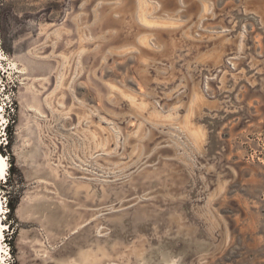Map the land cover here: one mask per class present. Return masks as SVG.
<instances>
[{
    "label": "rangeland",
    "instance_id": "374dc122",
    "mask_svg": "<svg viewBox=\"0 0 264 264\" xmlns=\"http://www.w3.org/2000/svg\"><path fill=\"white\" fill-rule=\"evenodd\" d=\"M0 107L6 264H264V0H0Z\"/></svg>",
    "mask_w": 264,
    "mask_h": 264
},
{
    "label": "bare ground",
    "instance_id": "6f19581e",
    "mask_svg": "<svg viewBox=\"0 0 264 264\" xmlns=\"http://www.w3.org/2000/svg\"><path fill=\"white\" fill-rule=\"evenodd\" d=\"M1 108V107H0ZM0 119H1V114H0ZM8 170V161L4 158V156L0 153V177L1 179L4 178L6 176V172ZM3 207L0 201V216L4 215V211H3ZM4 224H3V220L0 217V261L1 264H6L7 262V256L6 255V247L4 245L3 242V229H6L5 227L3 228ZM8 252V251H7Z\"/></svg>",
    "mask_w": 264,
    "mask_h": 264
},
{
    "label": "water",
    "instance_id": "95a60500",
    "mask_svg": "<svg viewBox=\"0 0 264 264\" xmlns=\"http://www.w3.org/2000/svg\"><path fill=\"white\" fill-rule=\"evenodd\" d=\"M249 18H251V19H254V20H255V18H254L253 16H250Z\"/></svg>",
    "mask_w": 264,
    "mask_h": 264
},
{
    "label": "trees",
    "instance_id": "16d2710c",
    "mask_svg": "<svg viewBox=\"0 0 264 264\" xmlns=\"http://www.w3.org/2000/svg\"><path fill=\"white\" fill-rule=\"evenodd\" d=\"M12 210V206H10V211Z\"/></svg>",
    "mask_w": 264,
    "mask_h": 264
}]
</instances>
